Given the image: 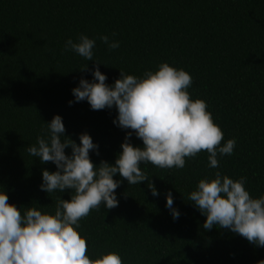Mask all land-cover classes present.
Returning <instances> with one entry per match:
<instances>
[{
	"label": "trees",
	"instance_id": "1",
	"mask_svg": "<svg viewBox=\"0 0 264 264\" xmlns=\"http://www.w3.org/2000/svg\"><path fill=\"white\" fill-rule=\"evenodd\" d=\"M81 34L96 39L94 59L109 85L120 71L142 77L163 62L187 71L191 98L207 102L224 133L222 144L237 141L234 154L220 157L217 169L208 167L206 152L184 169L141 164L160 195H152L148 181L122 180L117 207L101 205L80 221L87 254L95 259L118 252L123 264L264 260V247L238 234L204 230L206 217L188 200L198 182L217 171L234 180L247 177L250 194L264 195V0H0V191L18 208L54 214L59 199L73 194L42 191V171L55 172L56 166L27 152L55 115L63 118L66 137L79 144L86 132L99 145L98 155L90 152L96 165L114 164L130 131L114 125L115 108L92 110L87 101L69 106L72 89L81 78L91 81L96 67L64 51L65 42ZM104 35L120 47L109 51L99 39ZM130 142L143 146L134 134ZM169 191L177 220L166 207Z\"/></svg>",
	"mask_w": 264,
	"mask_h": 264
},
{
	"label": "clouds",
	"instance_id": "2",
	"mask_svg": "<svg viewBox=\"0 0 264 264\" xmlns=\"http://www.w3.org/2000/svg\"><path fill=\"white\" fill-rule=\"evenodd\" d=\"M99 39L109 51L118 49L120 42L108 36ZM96 39L81 34L76 41L68 39L65 52H73L96 64L93 79L81 78L72 89L73 103L87 101L92 110L115 108L114 125L127 132L122 151L115 163H93L90 152L99 154V145L88 133L79 136V144L65 136L63 118L55 115L38 136L37 143L27 147L30 156L42 164L56 166L55 172L42 171L40 189L47 194L70 190L71 199H59L54 214L36 207H20L9 203L5 191H0V264H123L118 252L91 258L87 239L78 231L80 221L92 210L103 205L118 206L116 190L122 180L128 185L148 181L154 197L160 195L141 164L161 169H184L186 162L201 152L208 154V167H220V157L231 156L236 139L222 144L224 133L214 122L208 104L191 98L192 76L182 68L163 62L156 71L147 70L142 77L125 74L114 84L100 71L102 63L94 59ZM104 65V64H103ZM87 65L82 69L86 70ZM143 146H133L132 135ZM71 149L68 155L65 149ZM119 175L122 179H114ZM247 177L234 180L221 171L214 178L201 179L188 200L206 217L204 230L227 229L245 238L255 247H264V195L254 198L246 189ZM166 207L174 220L180 212L174 198L166 193ZM23 208V210H22ZM257 264H264L260 260Z\"/></svg>",
	"mask_w": 264,
	"mask_h": 264
}]
</instances>
